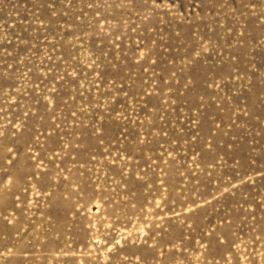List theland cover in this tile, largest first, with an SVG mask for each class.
I'll list each match as a JSON object with an SVG mask.
<instances>
[{"label":"rangeland","instance_id":"1","mask_svg":"<svg viewBox=\"0 0 264 264\" xmlns=\"http://www.w3.org/2000/svg\"><path fill=\"white\" fill-rule=\"evenodd\" d=\"M0 264H264V0H0Z\"/></svg>","mask_w":264,"mask_h":264}]
</instances>
